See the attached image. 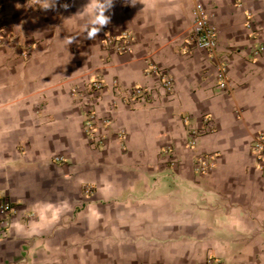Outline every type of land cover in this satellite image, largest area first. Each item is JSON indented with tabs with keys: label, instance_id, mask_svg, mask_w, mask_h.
<instances>
[{
	"label": "crops",
	"instance_id": "1",
	"mask_svg": "<svg viewBox=\"0 0 264 264\" xmlns=\"http://www.w3.org/2000/svg\"><path fill=\"white\" fill-rule=\"evenodd\" d=\"M27 2L0 0V28L17 38L0 45V203L16 207L0 264H264V172L250 148L264 131V53L251 55L264 43V0H115L96 40L70 46L87 0L48 12ZM197 4L221 48L237 50L227 90L205 51H181ZM125 30L132 52L103 48L105 32ZM153 65L172 73L174 94ZM98 77L114 121L100 145L85 138L88 102L74 93ZM134 85L152 91L137 110L122 104ZM206 116L214 130L192 147L189 131ZM198 153L218 157L208 174L196 169Z\"/></svg>",
	"mask_w": 264,
	"mask_h": 264
},
{
	"label": "built area",
	"instance_id": "2",
	"mask_svg": "<svg viewBox=\"0 0 264 264\" xmlns=\"http://www.w3.org/2000/svg\"><path fill=\"white\" fill-rule=\"evenodd\" d=\"M253 20L249 15V24ZM15 35H8L7 32L0 28V45L6 41L16 40ZM135 36L129 30L115 34L113 32H105L102 37V46L109 52L116 51L120 53L132 52ZM21 44V43H20ZM196 50L205 51L210 60L216 67V76L218 86L221 90H227L230 86V66L231 55L236 53L234 47H228L226 50L221 48V40L219 31L213 23L210 15L207 13L202 4H197L195 8V18L193 26L182 44L181 51L185 54H191ZM264 53V43H258L251 52L253 57H258ZM22 55L29 56V47H23ZM152 72L159 77V88L165 90L172 95L175 92V79L172 73L166 69L156 65L151 68ZM114 89L121 90L119 80H114L112 83ZM108 85L103 78H95L88 82L84 87H76L74 93L79 96V99H86L88 107L84 111L83 133L90 144H103L113 124L111 116H105L102 113L99 98L102 96ZM122 91V90H121ZM151 89L141 85L133 87L123 92L122 104L132 110H137V103L148 100L151 97ZM119 104L114 103L113 109H116ZM109 128V129H108ZM212 119L210 116L204 118L203 128H194L190 133V146L194 147L200 136L213 131ZM115 135L123 142L127 139V131L124 128L116 130ZM251 152L258 162V168L264 172V131H260L253 137L250 145ZM217 155L210 153H198L196 155V169L202 174H208L217 165ZM57 161H62V158H57ZM85 190L88 195L95 194L93 185H86ZM16 213V207L9 200H4L0 203V238H5L6 232L10 227L13 215ZM26 262V259H22Z\"/></svg>",
	"mask_w": 264,
	"mask_h": 264
},
{
	"label": "clouds",
	"instance_id": "3",
	"mask_svg": "<svg viewBox=\"0 0 264 264\" xmlns=\"http://www.w3.org/2000/svg\"><path fill=\"white\" fill-rule=\"evenodd\" d=\"M130 6H135L138 2L143 4L144 0H125ZM115 0H87L79 14V24L76 28V34H70L65 38V44L70 46L77 41L78 37L83 36L88 40H96L99 33L111 23V16L108 14L114 7ZM58 0H31L27 2V7L33 10L43 12L54 11L57 9ZM60 7L67 10V3L61 4Z\"/></svg>",
	"mask_w": 264,
	"mask_h": 264
}]
</instances>
